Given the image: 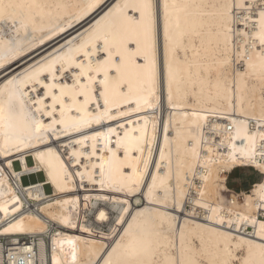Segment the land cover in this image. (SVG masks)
<instances>
[{
  "label": "bare ground",
  "instance_id": "1",
  "mask_svg": "<svg viewBox=\"0 0 264 264\" xmlns=\"http://www.w3.org/2000/svg\"><path fill=\"white\" fill-rule=\"evenodd\" d=\"M137 2L0 0V236L37 264H122L130 243L138 264H264V0H152L133 63Z\"/></svg>",
  "mask_w": 264,
  "mask_h": 264
},
{
  "label": "snow or ice",
  "instance_id": "2",
  "mask_svg": "<svg viewBox=\"0 0 264 264\" xmlns=\"http://www.w3.org/2000/svg\"><path fill=\"white\" fill-rule=\"evenodd\" d=\"M126 8H130L133 15L128 20V29L130 32L133 33V35H126L122 40L121 43L125 49L126 52H128L130 58L132 59L133 63H135V60L138 59L141 55L140 53V42H141V35H143L145 38H150L151 31H152V24H151V18H152V0H139V2L131 4V5H125ZM138 14V15H136ZM129 45H132L136 48L135 52H131L129 50ZM261 45L264 46V36L261 37ZM107 50V49H105ZM262 56H264V51H262ZM112 53L109 52V56L111 57ZM117 56L120 57V62L116 63L113 62L115 67V76L118 82L123 84V73H122V64L124 61V56L122 53L117 52ZM147 59V56L144 57ZM135 67L139 70L141 68V65L136 64ZM105 76L107 77V73H105ZM130 87V84H129ZM21 101V105H22ZM15 110V105L12 104L11 101L8 102V111L11 114ZM4 112V106L3 104H0V119L3 118L2 114ZM236 159L238 157L231 158V163H235ZM262 160H264V155H262ZM241 163H245L246 161L240 160ZM251 163L252 161H247ZM229 167V164L227 161H224L220 167L217 168V187L220 186V175L227 170ZM230 178V177H229ZM258 191L264 196V185H261ZM103 215V214H102ZM261 229L264 230V224L261 225ZM261 249L264 250V242L260 245ZM145 249L138 248L135 246L134 243H130L124 252L125 259L122 261V264H138V257L142 254V252ZM115 251V250H114ZM105 264H112L111 260L105 261ZM173 264H182V261L177 259L173 262Z\"/></svg>",
  "mask_w": 264,
  "mask_h": 264
},
{
  "label": "rangeland",
  "instance_id": "3",
  "mask_svg": "<svg viewBox=\"0 0 264 264\" xmlns=\"http://www.w3.org/2000/svg\"><path fill=\"white\" fill-rule=\"evenodd\" d=\"M28 164L32 165L31 158L28 159ZM15 168L17 170L20 169L18 162L15 163ZM229 176L230 178H228V181H227L228 186L234 189L238 193H242L243 191H249L253 187V185H255V182L260 181L261 179L260 175L255 171V169L249 168V167L238 168ZM29 180L31 183H36L38 181H43L44 178L41 174H39L38 176H31ZM29 180L25 179L23 181L24 185L26 184L28 185V183H30ZM46 191L47 193H51L52 190L50 189L49 186H46ZM117 214H118L117 211L112 212L111 221L110 223L106 225V229H108L110 225H113Z\"/></svg>",
  "mask_w": 264,
  "mask_h": 264
},
{
  "label": "built area",
  "instance_id": "4",
  "mask_svg": "<svg viewBox=\"0 0 264 264\" xmlns=\"http://www.w3.org/2000/svg\"><path fill=\"white\" fill-rule=\"evenodd\" d=\"M29 178V176H24L23 181L25 179L29 180ZM7 241L8 240L5 237L0 236V243H3L4 245L2 249V256L4 257L3 259L5 264H37L35 257L38 252L35 250V248L29 250L32 246H35L33 244V242H35L33 238L31 239L25 237L22 240V245H9ZM20 246L22 247V249ZM33 259H35L34 262H32Z\"/></svg>",
  "mask_w": 264,
  "mask_h": 264
}]
</instances>
